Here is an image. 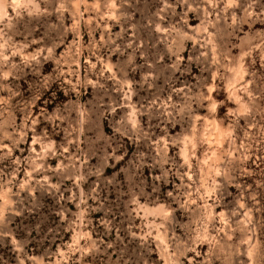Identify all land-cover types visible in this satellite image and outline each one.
<instances>
[{
	"label": "rangeland",
	"instance_id": "374dc122",
	"mask_svg": "<svg viewBox=\"0 0 264 264\" xmlns=\"http://www.w3.org/2000/svg\"><path fill=\"white\" fill-rule=\"evenodd\" d=\"M0 264H264V0H0Z\"/></svg>",
	"mask_w": 264,
	"mask_h": 264
},
{
	"label": "trees",
	"instance_id": "16d2710c",
	"mask_svg": "<svg viewBox=\"0 0 264 264\" xmlns=\"http://www.w3.org/2000/svg\"><path fill=\"white\" fill-rule=\"evenodd\" d=\"M1 250H2V248L0 246V252H1ZM2 257H3V254L0 253V262H1Z\"/></svg>",
	"mask_w": 264,
	"mask_h": 264
}]
</instances>
